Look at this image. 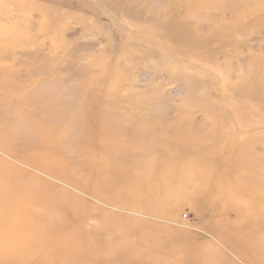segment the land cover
<instances>
[{
    "label": "rangeland",
    "instance_id": "1",
    "mask_svg": "<svg viewBox=\"0 0 264 264\" xmlns=\"http://www.w3.org/2000/svg\"><path fill=\"white\" fill-rule=\"evenodd\" d=\"M0 264H264V0H0Z\"/></svg>",
    "mask_w": 264,
    "mask_h": 264
},
{
    "label": "bare ground",
    "instance_id": "2",
    "mask_svg": "<svg viewBox=\"0 0 264 264\" xmlns=\"http://www.w3.org/2000/svg\"><path fill=\"white\" fill-rule=\"evenodd\" d=\"M245 246H248L247 244H245ZM249 248V247H248ZM252 249V251H255L253 248H251ZM239 254H240V252L239 251H237Z\"/></svg>",
    "mask_w": 264,
    "mask_h": 264
}]
</instances>
